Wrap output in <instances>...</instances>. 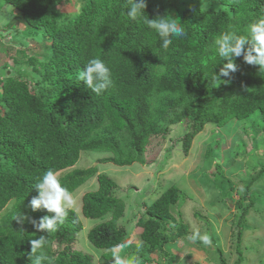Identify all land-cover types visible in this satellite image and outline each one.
I'll list each match as a JSON object with an SVG mask.
<instances>
[{
	"label": "trees",
	"instance_id": "16d2710c",
	"mask_svg": "<svg viewBox=\"0 0 264 264\" xmlns=\"http://www.w3.org/2000/svg\"><path fill=\"white\" fill-rule=\"evenodd\" d=\"M0 1L16 11L7 31L17 28V20L29 32H40L49 43L43 60L27 58L28 66L40 77L36 82L27 81L20 72L16 77L0 78V213L5 209L0 217V264H33L31 240L41 236L46 237L44 252L53 258V264H96L92 256L74 250L82 229L75 211L69 209L64 223L50 234L37 231L30 222L52 215L44 209H31L30 201L38 196L35 182L49 169L58 173L73 167L83 151L108 154L98 163L118 167L144 164L150 137L166 135L168 125L180 124L185 130L178 141L186 154L205 125L222 127L246 120L250 122L244 140L240 139L231 153L241 164L248 162L245 155L256 160V150L264 142V70L248 65L242 56L234 57L237 70L227 83L223 81L228 78H211L227 62L217 55L216 36L229 29L246 34L251 23L264 19V0H179L169 11L145 3L149 19L170 14L184 23L186 35L173 37L167 50L161 48V38L143 19L131 20L126 15L131 0H74L76 11L67 14L58 7L69 0ZM183 3L187 8L183 9ZM92 58L106 63L114 81L113 87L99 96L78 78ZM12 62L19 64L14 57ZM250 165L249 179L243 183L248 204L234 202L230 194L227 197L240 210L238 241L247 228V212L256 201L252 200L256 198L252 186L264 175V163ZM221 167L216 163L214 172L209 173L213 183L221 180ZM97 172L96 167L75 168L58 178L71 194L95 177L97 188L82 195L81 215L99 219L110 214L108 220L88 231L87 239L104 250L100 262L112 264L113 247L128 239L119 225L125 203L116 196L117 184ZM179 199L181 190L171 185L149 208L144 205L136 221L141 248L137 253L129 247L125 253L138 254L142 264H152L156 260L153 254L164 253L166 244L190 236L187 227L173 216ZM18 212L28 217L23 224L15 220ZM198 244L202 243L193 246ZM236 252L239 257L233 264L242 262L238 243ZM217 253L219 264H228L220 249Z\"/></svg>",
	"mask_w": 264,
	"mask_h": 264
},
{
	"label": "rangeland",
	"instance_id": "374dc122",
	"mask_svg": "<svg viewBox=\"0 0 264 264\" xmlns=\"http://www.w3.org/2000/svg\"><path fill=\"white\" fill-rule=\"evenodd\" d=\"M183 1L180 0V3ZM145 3L156 9L165 7L169 11L179 3V0H145ZM204 3L206 4V1ZM75 4L74 0H69L63 2L58 9L61 13H73L76 11ZM8 6L0 1V11ZM182 6L183 9L187 8L185 3ZM15 14L16 11L13 9L12 20ZM8 24L0 25V78L8 75L16 77L20 72L27 81L36 82L40 77L33 72L26 61L28 57L43 60L49 53V43L41 38L40 32H29L31 30L17 20L14 23L17 25L15 29L9 28L7 31L5 27ZM21 26L23 32L20 31ZM13 57L19 64H13ZM5 65L7 69H3ZM30 86L34 88L33 84ZM249 122L231 121L222 127H217L215 124L205 125L193 138L186 154L182 150L181 142L178 141L185 130L180 124L168 125L169 132L166 135L150 137L144 154L146 159L144 164L134 163L130 166L118 167L111 163H98V159L108 154L83 151L73 167L56 174L60 177L72 169H85L90 166L96 167L98 174L111 178L117 184L116 196L125 203V213L119 220V225L126 230L127 241L132 240L130 250L133 251H137L136 245H140L141 242L139 238L141 229L137 227L136 221L143 214V206L149 207L158 195L171 185H176L181 190L182 199H179L176 205L174 217L178 218L190 233L207 234L211 244H198V247H195L190 239L191 234L179 239L176 244H167L164 247L166 254L161 252L162 259L155 255L154 264H162V261L163 264H196V262L219 264L218 249L222 251V258L228 264H233L239 257L236 252L237 243L239 250L242 251V262L239 264H264V175L252 186L251 192L256 193V198L253 197L252 200L256 199V201L247 212L245 219L247 228L242 231L240 241L237 240L240 210L237 211L233 203L227 199L230 194L234 202L241 201L242 205L248 204L243 187V183L249 179L247 165L251 163L250 167L252 164L255 167L264 163L262 158L264 142L256 150L255 161L253 159L250 161L246 155L244 156V160L248 161L246 164L233 160L231 152L240 139L244 140V129ZM246 145L249 149L248 143ZM216 163L222 166L223 173L221 180L215 182L218 188H221L219 190L209 176L210 172H214L213 166ZM96 188L97 181L93 177L71 193L72 205L69 209L79 214L82 223V229L77 233L73 246L74 250L92 256L96 264H110L100 262L99 258L104 250L93 247L87 239L88 231L108 220L110 214L99 219H87L81 215L82 195ZM12 203L13 201L9 202L7 208ZM4 213L5 209L1 211L0 217ZM123 252H121L122 256H131L129 252L125 253V250Z\"/></svg>",
	"mask_w": 264,
	"mask_h": 264
},
{
	"label": "clouds",
	"instance_id": "9594fccd",
	"mask_svg": "<svg viewBox=\"0 0 264 264\" xmlns=\"http://www.w3.org/2000/svg\"><path fill=\"white\" fill-rule=\"evenodd\" d=\"M145 7V0H131V3L127 8L126 15L131 20L143 19L148 27L153 29L161 38L162 49L167 50L169 48L173 42V37L179 38L186 35L185 28L183 26L184 23H181L177 18H174L170 14H166L157 16L154 19H149V17L145 15ZM12 13L13 8L11 6H8L4 10L0 11V25L10 23L12 21ZM214 46L217 50V55L219 56L220 61L227 62L223 64L218 73L215 72V75L211 78L213 81H221V77L228 78L223 81L225 83L230 80L231 73L237 70V65L233 61L234 57L242 56L244 62L248 65L259 66L260 71L264 70V19H258L257 21L251 23L244 35L238 34L236 31L231 29L222 32L216 36ZM78 78L80 81L84 82L87 89L97 96L104 94L107 90L113 87L114 84L110 68L102 59L99 58L90 59L85 64L83 70L79 73ZM34 187L38 192V196L34 197L30 201L31 209L33 211L44 209L52 215L41 218L39 222L34 219L30 222L37 231H47L48 234L55 232L58 227L64 223L65 218L68 215L69 208L72 205L71 194L67 188L62 185L56 172L51 169L45 171L43 176L35 182ZM160 195H158L154 201ZM145 206L147 207V205ZM176 208L177 206L174 210ZM27 219L28 217L19 212L15 217V220L20 224H23ZM169 228L170 227L167 226V229ZM190 239L193 243L199 241L203 245L211 244L209 236L207 234H201L200 232H194ZM46 242L45 236L31 240V256H35L33 264H42V261H47L48 264H53V258L46 255L44 252ZM131 246L132 240H128L114 246L112 249L114 258L113 264H142V259L138 254L132 256L121 255V252ZM166 246L167 244L164 247ZM136 247L138 253L141 246L136 245ZM164 254H166L165 250ZM155 255L156 254H153V256ZM157 255L161 258V252ZM154 262L155 261H153L152 264H154ZM163 263L164 262L162 261V264ZM196 264L199 263L196 262Z\"/></svg>",
	"mask_w": 264,
	"mask_h": 264
}]
</instances>
